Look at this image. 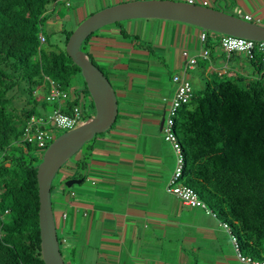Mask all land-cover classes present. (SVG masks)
I'll use <instances>...</instances> for the list:
<instances>
[{
    "label": "trees",
    "instance_id": "16d2710c",
    "mask_svg": "<svg viewBox=\"0 0 264 264\" xmlns=\"http://www.w3.org/2000/svg\"><path fill=\"white\" fill-rule=\"evenodd\" d=\"M59 1L0 0V264H45L36 173L42 160L39 154L53 139L44 147L23 142L26 123L31 116L59 108L57 102L46 101L52 82L62 92L72 90L75 97L90 98L84 81L73 88L80 68L65 49L58 50L41 32ZM72 32L62 31L64 45ZM96 32L80 50L97 66L83 47L89 50ZM205 32L204 44L211 49L209 33L215 32ZM120 34L135 38L126 31ZM247 55L252 77L215 75L217 79H208L199 94L178 108L174 133L183 165L174 183L190 189L205 205L190 207L202 208L229 228L241 256L264 261V59L259 51ZM72 104H79L78 99ZM118 119L117 115L114 124ZM86 161L84 157L74 166L86 170ZM55 189L52 184L50 192ZM51 205L53 209L52 201ZM57 238L63 258L66 239L58 233ZM72 249L66 246L71 258ZM192 264H198L194 256Z\"/></svg>",
    "mask_w": 264,
    "mask_h": 264
},
{
    "label": "crops",
    "instance_id": "0c3cea01",
    "mask_svg": "<svg viewBox=\"0 0 264 264\" xmlns=\"http://www.w3.org/2000/svg\"><path fill=\"white\" fill-rule=\"evenodd\" d=\"M74 1L80 2L75 16V20L79 19L76 20L77 23H80L93 14L89 13L90 8H107L136 0ZM195 2L198 5L207 2L209 8L220 9L242 19L250 17L248 21L264 27V0H195ZM135 22L134 25L132 20L128 21L126 30L118 27L104 29L89 41L88 53L98 61L101 69L108 70L113 77L111 83L115 86L113 89L116 96H119L120 103L133 106V111L139 112L140 116L134 115L135 119L130 120L131 116L126 117L123 114L119 117L118 113L120 124L117 129L109 133L110 136L99 137L98 143H104L106 146H98L92 151V155L98 157L94 160V165L101 176L100 190L83 200L74 199L71 209L78 212L83 222L90 217L95 237L98 234L100 238L96 239V244H91L89 238L93 237L88 235L89 232L83 234L80 227L78 233L75 224L71 222L66 228L70 234L63 236L67 238L68 235V239H71L69 242L65 241L67 247L73 248L74 255L69 258L70 264H75L76 261L78 264H88L86 257H89L93 264H127L128 261L131 264H174L173 262L192 264L193 256L198 260L199 250L216 258V263L227 264L223 260L218 236L223 241L226 240L231 248L233 244L228 232L213 215L202 208L190 207L180 198L167 194L165 191L172 181L174 172L160 169L162 166L155 161L165 155L166 149L159 143L155 150L143 157L144 154L137 153L138 150L135 149L138 146L134 138L139 135L137 131L143 127L149 135L156 136L157 132H160L161 139L168 143L164 139L160 123L166 114V103L172 97L174 86L173 84L169 86L165 89L164 95H161L160 91L164 90V84L159 78L160 72L168 68L173 71L172 75L185 73L191 86H201V81L204 84L219 74L233 78L239 75L252 77L253 69L247 61L250 60L249 55L236 54L227 57L219 47L221 37L218 33H209L211 49H208L201 41V34L206 33L204 30L174 21L159 20L157 23H151L150 27L153 30L151 34L150 30L148 31V36L145 34L144 37L148 39L145 42L148 44H145L139 39L144 35V25L140 21ZM121 31H126L136 39L124 38L120 34ZM203 47L210 53L206 59L201 57ZM184 52L196 58L197 62L193 69H186L187 57L183 56ZM169 82L172 83L171 78ZM143 89L146 90V98L141 97L139 90ZM134 99L140 100L134 102ZM160 149L161 152L158 151ZM89 157L91 155L86 159ZM147 166L148 168L153 166V169H148ZM87 168L88 164L86 170ZM73 173L75 174L71 176L72 179L77 178L76 174H80L78 170ZM81 176L83 180L86 179V175ZM163 187L164 192L161 191ZM54 193L57 194V191ZM163 193L167 195L166 198L162 197ZM170 196L174 197L176 202L170 199ZM73 197L75 194H72V197L69 195L68 199ZM89 198L98 200L99 205L89 204L86 201L91 200ZM178 203L179 206H176ZM94 212L100 213L92 220ZM60 215L59 227L63 231L64 226L66 227L64 221L68 216L63 210ZM210 243L215 251L207 247ZM82 248L88 251L86 255L79 253L78 249ZM152 255L157 256L153 258ZM189 257H192L190 261Z\"/></svg>",
    "mask_w": 264,
    "mask_h": 264
},
{
    "label": "water",
    "instance_id": "95a60500",
    "mask_svg": "<svg viewBox=\"0 0 264 264\" xmlns=\"http://www.w3.org/2000/svg\"><path fill=\"white\" fill-rule=\"evenodd\" d=\"M159 19L194 25L202 30L221 35L264 42V27L220 9L188 4L173 0H136L119 3L99 10L81 21L70 35L65 51L80 68L95 111L94 117L82 125L65 132L45 150L37 167L39 230L41 256L45 264H65L59 248L50 188L54 177L64 163L76 154L95 135L109 130L118 114L116 93L109 79L80 50L83 41L101 28L131 20ZM164 118L160 123V129ZM83 179L66 180L67 188L78 185Z\"/></svg>",
    "mask_w": 264,
    "mask_h": 264
},
{
    "label": "rangeland",
    "instance_id": "374dc122",
    "mask_svg": "<svg viewBox=\"0 0 264 264\" xmlns=\"http://www.w3.org/2000/svg\"><path fill=\"white\" fill-rule=\"evenodd\" d=\"M90 0H87V2ZM80 5V2L77 1H70L69 5L67 6L65 4L64 0H60L57 4H55V10L56 12L54 13V15H52L51 17H49L47 19V21L42 25L41 28V32L43 33V35L48 39L49 43L51 45H54L58 50H64L65 49V45H64V36L62 34V31L67 29V30H75L76 27L78 26L79 23H77L78 21L75 20V16L77 14V6ZM114 6V5H113ZM111 7V6H109ZM102 8L104 9V7H97L95 9L90 8L89 9V13H95L97 12V10L99 11ZM101 9V10H102ZM79 20V19H78ZM135 21H140L143 23L144 25V35L140 36V40H143L144 43L147 42L148 39H146L144 36L145 34L148 36V31L149 34H151V31L153 30L150 25L151 23H157V21L159 20H132V23L135 25ZM149 21V22H147ZM127 25H128V21H124V22H120L119 25H115V24H111L108 26H105L103 28H101L100 30H98V32L95 33L99 34L101 33L102 30L104 29H110L111 27H118L121 29H127ZM148 44V43H145ZM46 44H44L45 46ZM140 45H142V43H140ZM84 51H89L88 50V46L86 47V45L84 44ZM216 53V52H215ZM97 66H99L100 64L98 63V61H95ZM100 67V66H99ZM105 75L108 74V79L111 81H113V77L110 75V73H108V70L104 69ZM210 73V72H209ZM173 74V71L171 69L166 68L163 72H160L159 74V78L162 81V84H164V90L160 91L161 95H164L165 93V89H167L169 86L172 85V83L170 84L169 79L171 78ZM179 74V73H178ZM213 78L217 79L216 76H213ZM83 83V78L81 75H77L74 78L73 81V88H77L78 86H81ZM112 84V83H111ZM205 83L203 84L201 81V86L198 85H192V89H193V94L197 95L199 94L203 89ZM113 88H115V86L113 85ZM141 97L142 98H146L145 92L146 90H139ZM163 92V93H162ZM145 95V96H144ZM84 98V100L82 99ZM82 101L80 102L79 106H80V113H81V119H90L92 117H94L95 115V111L93 108V103L91 98H89L87 95H83L81 97ZM155 99V98H154ZM116 100H117V109H118V113H119V117H121L123 114L126 115V117L131 116L133 120L135 119L134 115H138L139 112L137 111H133V106H125L124 103H120L119 100V96H116ZM140 99H134V102H138ZM141 106L143 107V104H141ZM42 115H35L36 118H44L47 119L48 115L51 114V111H46L43 112L42 111ZM140 116V115H138ZM120 120H117V122L114 124V126L112 128H110L108 131L102 133L101 135H97L95 136L92 140H90L89 142H86L83 147L73 156H71L62 166L61 170L58 171V173L56 174V176L53 179L52 184L54 185V187L56 188L55 190L57 191V194H55L54 192L51 193V201L54 203V219H55V226H56V231L58 233V235L60 236H65L66 234H70L68 232L67 226L73 222L76 226V230L78 233H80V227H81V232L83 234L88 233V235L90 237L93 238H89V240L91 241V244H96L97 241L96 239H99L100 237L97 234H95V230H94V225H91V218H87L84 222L83 219L80 217V215L78 214L77 211L71 209V205L74 201V199H78V200H83V198H86V196L91 195L93 196L97 191L100 190V178L101 176L99 175V173H97L96 171V167L94 165V160H97V156H94V154L92 155V151L95 150V148H97L98 146H102L105 147L106 144L101 143L99 144V137L100 136H110L111 134L109 133H113V131L115 129H117L118 125L120 124L119 122ZM123 125V124H121ZM139 125V123L137 124ZM125 126V125H123ZM132 129V128H130ZM146 128L141 127V129L139 130V132L137 131V135L134 139L136 140V144L138 147H136V151L137 153L140 154H144L143 157L148 156V154L150 152H152L153 150L156 149V146L160 143L162 145V147L164 149H166V153L165 155L159 159V160H155L158 161V163L160 164V166H162V168L160 169H168V171H175V167H176V162H175V154L173 149L171 148L170 144L168 145V143H165L161 137L162 134L160 132H157L158 137L153 136V135H149V133L145 132ZM47 132L51 133L53 135V140L58 138L60 135L64 134L65 132H67L66 129L64 128H50L49 124L46 125V129ZM154 131V130H152ZM117 132V131H116ZM119 133V132H117ZM121 133H124V131H121ZM120 133V134H121ZM154 133V132H151ZM150 133V134H151ZM125 134V133H124ZM132 134V133H131ZM122 136V135H121ZM110 146V143L108 144ZM133 146V145H132ZM118 148V147H117ZM159 149V148H158ZM131 150L132 152L134 151V149H128ZM159 152H161V149L158 150ZM31 153L33 154V156H36L35 152L31 151ZM44 153H40V158L41 156L43 157ZM91 155V157H89L87 159V164H88V168L87 170H83V171H79V173L83 176L86 175V179H84V182H82L81 184L78 185H73L70 188H67L64 186V179L65 177H68L69 179H71V176L75 173L76 167L74 166L75 163L79 160H82L83 157H87ZM153 164V163H152ZM148 168V166L146 167ZM174 168V169H173ZM148 169H153L152 168H148ZM90 170V171H89ZM77 175V174H76ZM162 175V174H161ZM92 181L94 182V184H92ZM58 182H63L62 184H59ZM164 187L161 188V191L164 192ZM72 194H75V197L68 199L69 195L70 197H72ZM166 194L163 193L162 197L166 198ZM176 197V196H174ZM172 198L170 196V199H173L174 202L175 198ZM177 198V197H176ZM66 199H68L67 201H65ZM91 200H86L89 204H95V205H99V201L94 199V198H89ZM176 206H179V203L176 204ZM62 210L67 214V220H65L64 222L66 223V227L64 226V230L61 231L60 227H59V217L60 212H62ZM100 213V212H99ZM98 212H94L92 215V220L96 219L98 214ZM74 218V219H73ZM223 229L229 233L228 229L226 227L223 226ZM68 235L66 241H71V239H68ZM218 244L220 246L222 255L224 256V261L227 264H243L238 262L237 260V254H236V250L235 247L232 246L231 244V248L230 246L226 243V240L223 241L221 237L218 236ZM231 242H232V238L230 236ZM210 248V250L215 251L214 247L212 246V243H210L209 246H207ZM79 253H84L85 255L88 253L87 250H85V248L82 249H78ZM62 252H63V260L65 261L66 264H70L71 261H69V255L67 254L68 251H66V246H62ZM198 252H200L198 254V264H219L216 263L217 259L211 257L210 255H206V252L203 250H199ZM157 255H152V257L154 258ZM192 257H189V261L191 260ZM228 258V259H226ZM86 260L88 261V264H93V261H91V259L89 257H86ZM174 264H177L175 262H173ZM75 264H78V262L76 261ZM127 264H131L130 261L127 262ZM178 264H183L182 262L178 263Z\"/></svg>",
    "mask_w": 264,
    "mask_h": 264
},
{
    "label": "built area",
    "instance_id": "2783aa9c",
    "mask_svg": "<svg viewBox=\"0 0 264 264\" xmlns=\"http://www.w3.org/2000/svg\"><path fill=\"white\" fill-rule=\"evenodd\" d=\"M64 1L68 6L71 0ZM185 2H187L188 4L196 3L195 0H185ZM202 4L203 6H206L207 2H204ZM246 20H250V17H247ZM42 38L43 36L40 35L41 40H43ZM201 41L202 43H204L205 41L204 34H201ZM219 43L222 51L226 54L227 57H229V55H231L232 53L250 54L252 52L259 51L260 54L263 55L264 59V42H257L249 39L231 36H223L220 39ZM183 56L187 57V63L185 65L186 69H192L196 64V59L194 57H190L187 52H184ZM201 57H203L204 59L208 58L209 51L203 48ZM171 82L174 86V91L172 97L167 100V110L162 130L165 141L172 146V149L174 151L176 157V167L172 181L166 188V192L180 198V200L185 205L205 207L202 202L198 201L196 195L190 189L174 183L176 178L180 175L183 165L181 147L177 142L176 136L174 134V118L176 117L178 108L190 101L192 89L185 73L174 74L171 78ZM75 99H78L79 104L82 99L84 100V98L81 99L80 96L75 97L72 91L62 92L58 90V88L52 82L50 90L46 96V101L57 102L59 108L49 114L47 119L31 116V118L26 123V127L24 128L22 141L26 143H36L38 147H44L47 141L53 139V135L45 130L47 124H49V127L52 129L54 127L64 128L67 131L74 129L79 125H82L85 121L81 119L80 106L79 104H72V101H75ZM69 103H71L70 109L67 110V104ZM238 259L240 262L245 264H264V262L254 261L250 258H245L240 254H238Z\"/></svg>",
    "mask_w": 264,
    "mask_h": 264
},
{
    "label": "clouds",
    "instance_id": "9594fccd",
    "mask_svg": "<svg viewBox=\"0 0 264 264\" xmlns=\"http://www.w3.org/2000/svg\"><path fill=\"white\" fill-rule=\"evenodd\" d=\"M187 3V2H186ZM194 5H198L197 3H194ZM201 6H203V4L201 5ZM205 7H207V5L205 6ZM244 20H246V19H244ZM246 21H248V20H246ZM250 22V21H249ZM202 30V29H201ZM205 31V30H204ZM223 36H227V35H223ZM232 37V36H231ZM238 38V37H237ZM221 39V38H220ZM219 42H220V40H219ZM204 44V43H203ZM204 46H205V44H204ZM219 47H220V43H219ZM204 48V47H203ZM221 48V47H220ZM206 49V48H205ZM222 50V49H221ZM224 53V52H223ZM210 54V53H209ZM225 54V53H224ZM244 53H242V55H243ZM226 55V54H225ZM230 56V55H229ZM196 59V58H195ZM206 59V58H205ZM196 62H197V60H196ZM196 65V64H195ZM195 65H194V67H195ZM193 67V68H194ZM192 68V69H193ZM177 74V73H176ZM262 75H264V65H263V71H262ZM173 76V75H172ZM172 76H171V78H172ZM189 80V79H188ZM190 82V81H189ZM191 84V83H190ZM191 89H192V86H191ZM70 91H72V90H70ZM69 91V92H70ZM73 92V91H72ZM173 95V94H172ZM193 96V93H192V95H191V97ZM166 110H167V103H166ZM166 110H165V113H166ZM166 115V114H165ZM165 115H164V121H165ZM87 121V120H86ZM164 125V124H163ZM162 128H163V126H162ZM163 131V130H162ZM175 134V133H174ZM175 161H176V157H175ZM69 180V179H68ZM166 192V191H165ZM222 226H224V225H222ZM224 227H226V226H224ZM227 228V227H226ZM228 229V231H229V235L231 236V232H230V230H229V228H227ZM232 238V244H233V246L235 247V250H236V248H237V246H236V243H235V241H234V239H233V237H231ZM238 249V248H237ZM236 254H237V260L239 261V259H238V251H236ZM250 259H252V258H250ZM252 260H254V259H252ZM254 261H258V262H264V261H260V260H254Z\"/></svg>",
    "mask_w": 264,
    "mask_h": 264
},
{
    "label": "flooded vegetation",
    "instance_id": "af4514ba",
    "mask_svg": "<svg viewBox=\"0 0 264 264\" xmlns=\"http://www.w3.org/2000/svg\"><path fill=\"white\" fill-rule=\"evenodd\" d=\"M72 179V178H71ZM75 179H77V178H75ZM65 183V182H64Z\"/></svg>",
    "mask_w": 264,
    "mask_h": 264
}]
</instances>
